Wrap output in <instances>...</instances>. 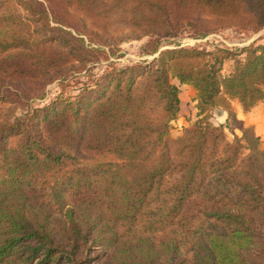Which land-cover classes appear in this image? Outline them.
I'll use <instances>...</instances> for the list:
<instances>
[{
	"label": "trees",
	"instance_id": "1",
	"mask_svg": "<svg viewBox=\"0 0 264 264\" xmlns=\"http://www.w3.org/2000/svg\"><path fill=\"white\" fill-rule=\"evenodd\" d=\"M227 30L264 0H0V264H264V142L233 106L264 103V45L161 50ZM143 39L150 62L67 82Z\"/></svg>",
	"mask_w": 264,
	"mask_h": 264
},
{
	"label": "rangeland",
	"instance_id": "2",
	"mask_svg": "<svg viewBox=\"0 0 264 264\" xmlns=\"http://www.w3.org/2000/svg\"><path fill=\"white\" fill-rule=\"evenodd\" d=\"M252 43H257V45L259 44L264 45V30L259 33H254L251 31L243 33V32H237L235 30H227L222 33L211 34L204 39H193L189 35L183 34L182 36L175 39L164 40L162 43L161 50L166 48H173L178 45L201 46L206 49L221 47V48H229L232 50L233 49L241 50L251 45ZM145 44H146V39H143L141 41L127 42L121 46V50L118 54V57L112 56L110 62L100 63L95 67H93L91 70L88 69V71L84 72L82 76H77L75 78L68 80L67 82H76L77 80L86 81L88 74L100 73L107 67V64L109 63L114 64L117 68H124L146 60L150 62L154 58L158 57V54L156 56L144 55L143 48ZM228 61L231 62L232 64V71L230 72L232 73L237 61L235 59H231ZM174 83L178 85L179 88L181 87L177 80H174ZM61 87L62 86L60 82H54L53 84H51L48 87L46 98L42 101L39 100L34 102L33 106H38L52 101L55 98V96L59 93ZM196 96L197 93L193 88L188 90L180 89V100H181L180 113L178 119L172 123V129H171V137L173 139H177L181 137L183 135L184 130L187 127L192 126L197 122L198 115L196 114L198 113V110H197V102H195ZM219 112L220 110L214 112L215 118L213 117L214 118L213 122H215V120L216 122H219L220 120V118L218 117ZM185 124H188L187 127H184ZM226 133L229 140L234 139L233 135L229 132L228 129H226ZM258 134H260L261 137L264 136V129L262 127H259ZM238 135H240L239 132Z\"/></svg>",
	"mask_w": 264,
	"mask_h": 264
},
{
	"label": "crops",
	"instance_id": "3",
	"mask_svg": "<svg viewBox=\"0 0 264 264\" xmlns=\"http://www.w3.org/2000/svg\"><path fill=\"white\" fill-rule=\"evenodd\" d=\"M231 71H232L231 62H229V61L225 62L224 66H223V72H222L223 75H228V73H230ZM179 85L181 86L180 89H185V90L186 89L187 90L192 89L191 86H189V85H181L180 83H179ZM195 102H196V100H195ZM233 106L235 108L238 119L242 120L245 123V125H247V126H254L257 134H258L259 127H262L264 129V103H261L260 105L255 107L251 112H248V113L243 112V110H242V108L238 102H234ZM216 111H218V110H216ZM196 115H198V113ZM218 115H219L218 117L220 118V120H219V122H216V120H215L214 123L215 124L217 123V125H225L226 119H227L226 113L224 111L220 110ZM214 118H213V120H214ZM187 125L188 124H185L184 127H187ZM258 135L260 136V134H258ZM261 138L264 141V136H262Z\"/></svg>",
	"mask_w": 264,
	"mask_h": 264
}]
</instances>
